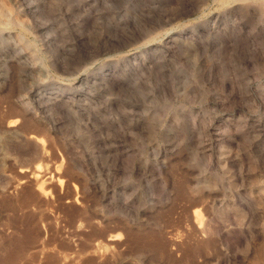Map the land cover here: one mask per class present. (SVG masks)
<instances>
[{
    "label": "rangeland",
    "instance_id": "374dc122",
    "mask_svg": "<svg viewBox=\"0 0 264 264\" xmlns=\"http://www.w3.org/2000/svg\"><path fill=\"white\" fill-rule=\"evenodd\" d=\"M0 264H264V0H0Z\"/></svg>",
    "mask_w": 264,
    "mask_h": 264
},
{
    "label": "bare ground",
    "instance_id": "6f19581e",
    "mask_svg": "<svg viewBox=\"0 0 264 264\" xmlns=\"http://www.w3.org/2000/svg\"><path fill=\"white\" fill-rule=\"evenodd\" d=\"M201 227H202V225H201ZM201 227H200V228H201ZM202 228H203V227H202ZM202 230H204V229H202Z\"/></svg>",
    "mask_w": 264,
    "mask_h": 264
}]
</instances>
